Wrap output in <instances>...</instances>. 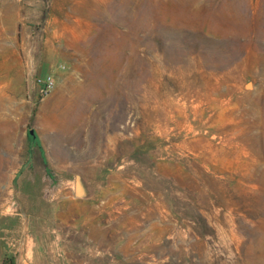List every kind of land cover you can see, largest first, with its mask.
<instances>
[{"label":"rangeland","instance_id":"obj_1","mask_svg":"<svg viewBox=\"0 0 264 264\" xmlns=\"http://www.w3.org/2000/svg\"><path fill=\"white\" fill-rule=\"evenodd\" d=\"M29 235L264 264V0H0V264Z\"/></svg>","mask_w":264,"mask_h":264},{"label":"crops","instance_id":"obj_2","mask_svg":"<svg viewBox=\"0 0 264 264\" xmlns=\"http://www.w3.org/2000/svg\"><path fill=\"white\" fill-rule=\"evenodd\" d=\"M15 252L16 258L13 262L5 261L3 264H39L38 256L41 254L33 235L25 238V243Z\"/></svg>","mask_w":264,"mask_h":264},{"label":"built area","instance_id":"obj_3","mask_svg":"<svg viewBox=\"0 0 264 264\" xmlns=\"http://www.w3.org/2000/svg\"><path fill=\"white\" fill-rule=\"evenodd\" d=\"M35 82H38V83H44L45 84V86H46V90H43L42 91V93H46L47 92V90H49V88H51V86L53 85V82L51 81V79L50 78H48L46 81H42V80H36L35 79Z\"/></svg>","mask_w":264,"mask_h":264},{"label":"trees","instance_id":"obj_4","mask_svg":"<svg viewBox=\"0 0 264 264\" xmlns=\"http://www.w3.org/2000/svg\"><path fill=\"white\" fill-rule=\"evenodd\" d=\"M11 262H13V260Z\"/></svg>","mask_w":264,"mask_h":264}]
</instances>
